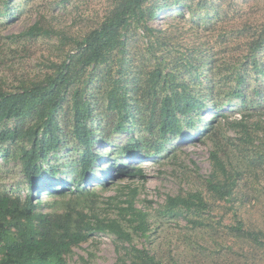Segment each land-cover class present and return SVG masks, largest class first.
<instances>
[{
    "label": "trees",
    "instance_id": "obj_1",
    "mask_svg": "<svg viewBox=\"0 0 264 264\" xmlns=\"http://www.w3.org/2000/svg\"><path fill=\"white\" fill-rule=\"evenodd\" d=\"M13 2L3 0L0 22L13 12ZM182 6H186L190 18L199 15L205 22L217 17L220 11L206 0H113L104 17L84 34L67 33L37 21L20 33L8 36L13 41L41 35L57 36L63 48L69 44L73 49L68 50L61 61L49 59L46 72L18 79L12 84L14 88L0 83L1 156L8 159L10 150H15L14 159L20 162L28 188L22 196L0 187V264H70L68 256L72 255L73 247L99 233L114 236L115 264H167L149 247L139 246L135 240L137 236L148 239L152 226L149 213L136 206L146 175L142 164L132 166L124 158H153L172 151L187 130H199L203 126V114L211 102L215 85L211 84L210 92H205L200 80L201 69L214 63L215 52L210 55L206 41L198 39L195 52L200 54L196 57L199 62L195 63L193 58L186 60L187 71L194 76L187 79L176 59L161 54L159 48L172 42V28L178 23L171 21L163 28L154 24L169 12L184 19ZM132 27L142 29L148 39L147 49L155 59L148 71H141L142 66L127 57ZM246 27L248 24L242 30ZM241 50L246 63L239 64L244 68L251 65L255 74L264 75L261 58L264 21L248 35ZM111 65L115 66V71L108 70ZM128 71L132 77H124ZM233 74L237 83L231 87V95L240 98L243 108L232 126L242 129V141L253 142L256 134L249 122L264 116V103L248 94L247 70L238 68ZM197 84L201 87L199 91ZM259 90L255 88V92L260 93ZM102 99L108 117L102 129H98L96 121L101 113L98 100ZM215 108L220 110L221 105ZM219 117L215 115L203 132L205 138L212 140V171L207 184L216 199L229 202L236 193L238 179L234 175L239 171L226 162L228 156L218 134L222 125ZM260 122L257 127L264 134V122ZM137 124L142 131L139 135L135 134ZM122 131H128L130 136L117 150L102 151L101 147H96L97 140L109 142L112 132ZM99 132H102L100 137ZM69 143L77 152L71 162L73 179L58 175L61 168L53 161ZM106 153L119 159L112 178L118 176L130 181L127 191L122 189L121 197L109 199L108 203L117 209L115 213L98 210L99 195L84 186L93 180L100 181L96 167ZM108 173L106 169L102 175L105 179L100 186L103 188L111 183ZM43 195L59 198L71 195L73 201L66 202L62 210L42 211L40 208L45 203L50 204L41 199ZM114 198H117L115 203ZM57 203L60 201L51 205ZM84 203L90 206L83 207ZM206 207L202 192L195 191L168 197L165 211L178 215ZM230 233L249 242L248 254H264V229L246 227L245 221L236 217Z\"/></svg>",
    "mask_w": 264,
    "mask_h": 264
},
{
    "label": "rangeland",
    "instance_id": "obj_2",
    "mask_svg": "<svg viewBox=\"0 0 264 264\" xmlns=\"http://www.w3.org/2000/svg\"><path fill=\"white\" fill-rule=\"evenodd\" d=\"M13 1V12L1 18L0 22V83L7 88H14L12 84L17 83L20 78L46 72L49 69L47 66L49 59L61 61L65 58L66 52L73 49L69 44L63 48L57 36L41 35L13 41L9 35L20 33L37 21L53 25L55 29L67 33L81 35L104 17L113 2V0ZM2 2L3 0H0V6ZM206 2L215 4L220 10L219 15L211 21L205 22L199 15L190 18L188 9L182 6L186 14L184 19L169 12L154 23L160 28L166 27L171 21L178 23L172 28L173 35L170 34L173 36L170 37L172 42L162 44L159 48L162 50L161 54L176 59L183 77L187 79H194V76L187 71L186 60L193 58L194 62L198 63L196 57L200 54L195 52L197 40L206 41L210 55L215 52L213 53L215 61L214 66L212 64L201 69L203 73L200 80L205 92H210L208 88L211 84L215 86L211 102L203 114L202 128L187 130L184 138L176 141L172 151H164L153 158L141 159L134 156L124 158L132 166L142 164L146 175L145 186H141L142 191L137 197L136 206L149 213L152 226L148 239L137 236L135 240L139 246L144 244L149 247L167 264H174L175 261L178 264H264V254H248L249 242L230 233V226L234 224L236 217L242 218L246 227L264 229V134L257 127L260 121L264 122V116H258L249 122L252 132L256 134L255 141H242V129L232 126V122L240 116L243 107L240 98L231 95V87L237 83L233 73L238 68L241 70L243 68L249 75L248 94L254 100L261 99L264 103V75L255 74L251 65L244 68V65L239 64L241 61L246 63V59H242L241 50L246 45V38L264 21V0H206ZM247 24V30H242ZM129 37L131 46L127 57L134 58L138 65L142 66L141 71H148L155 63V59L147 49L148 39L144 36L143 30L132 27ZM261 58L264 61V51ZM108 70L115 71V66L113 68L111 65ZM133 70L134 73L136 69ZM2 76L5 78L2 79ZM132 76L131 71L124 75ZM200 88L197 84L196 90L199 91ZM255 88H260V93L255 92ZM96 91L98 92L97 89ZM209 100L210 98L207 99ZM103 101L98 100V111L101 112L96 121L98 129H102L108 117ZM218 105H221L220 110L215 108ZM215 115L221 116L219 117L222 122L221 132L218 134L222 141L220 137L218 140L226 150L228 156L225 158L226 162L234 166L233 170L239 171L234 175L238 179L236 193L229 202L216 199L210 193L207 184L212 171L210 160L212 140L205 138L203 132ZM135 127V134H141L139 124ZM97 135L100 137L102 132ZM129 136L128 131L112 132L109 142L97 140L96 147H101L102 151H114L125 143ZM2 152L0 149V187L12 194L20 193L24 196L28 188L20 162L14 159L15 150H10L8 159L1 156ZM76 153L74 145L69 143L53 159L61 168L58 175L74 178L71 162L75 159ZM118 161L119 159L113 158L112 154L108 156L106 153L104 160L96 167V175L101 176L100 181L84 183L85 187L99 195L96 207L102 212L117 211L108 203L109 199L112 196L121 197L122 189L127 191L126 187L130 183L126 178L118 176L112 178L111 173ZM106 169L110 171L107 177L111 183L103 188L100 183L104 182L105 178L102 175ZM195 191L202 192L208 207L201 211H185L178 215H171L165 211L168 197L188 195ZM41 199L50 203H45L40 208L42 211L62 210L66 202L73 201L71 195L65 198L43 195ZM57 200L60 203L51 205ZM116 201L117 198H114L113 203ZM85 203L83 207L90 206ZM192 219L200 222L194 223ZM116 259L114 236L101 233L94 234L88 241L74 246L72 255L68 256L70 264H115Z\"/></svg>",
    "mask_w": 264,
    "mask_h": 264
}]
</instances>
